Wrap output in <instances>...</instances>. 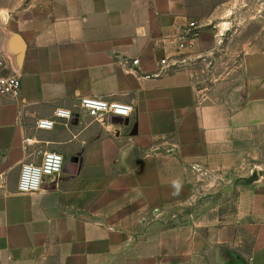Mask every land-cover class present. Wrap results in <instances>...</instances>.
<instances>
[{
	"label": "crops",
	"instance_id": "1",
	"mask_svg": "<svg viewBox=\"0 0 264 264\" xmlns=\"http://www.w3.org/2000/svg\"><path fill=\"white\" fill-rule=\"evenodd\" d=\"M17 5L0 42L22 81L19 97L0 94V264H264V187L242 191L247 217L192 215L233 146L264 129V31L241 0ZM87 96L131 105L129 124L94 121ZM53 149L66 159L58 183L19 192L22 162Z\"/></svg>",
	"mask_w": 264,
	"mask_h": 264
},
{
	"label": "rangeland",
	"instance_id": "2",
	"mask_svg": "<svg viewBox=\"0 0 264 264\" xmlns=\"http://www.w3.org/2000/svg\"><path fill=\"white\" fill-rule=\"evenodd\" d=\"M20 0H0V42L4 41V31L7 27V18L18 7L17 3ZM28 1V0H25ZM246 1V2H245ZM13 2V4H12ZM241 9H245L247 13H252L255 17L249 19V26L253 25L254 33L260 29L264 31V0H241ZM242 24V21H238ZM237 22V23H238ZM246 23L243 20V24ZM232 28L229 25L227 28ZM236 29V23H234ZM234 29V30H235ZM202 82V81H201ZM28 127L35 125L31 118L24 120ZM68 128V127H67ZM66 127L64 129H67ZM73 129V127H69ZM68 130V129H67ZM36 149H42L40 145L35 146ZM35 147L32 149L35 151ZM55 150V149H53ZM229 157L215 169L217 173H222L223 178L218 177L216 190L211 193H204L198 198L194 204L197 209L196 219L201 222L208 223L209 221L216 225H221L227 221H232L240 216L247 217L245 210L241 209V201L249 199L247 196L242 197V192L245 189L264 187L261 180L264 175V129L257 131L250 139L236 143L228 153ZM72 162L78 161L77 155L74 156ZM257 172L259 179L254 182H249L247 179L251 178ZM261 182V183H260ZM210 183V181H209ZM212 183V181H211ZM215 209V210H214ZM244 213V215H242ZM191 215V214H188ZM183 219V218H182ZM251 237L248 238L247 243L250 244Z\"/></svg>",
	"mask_w": 264,
	"mask_h": 264
},
{
	"label": "built area",
	"instance_id": "3",
	"mask_svg": "<svg viewBox=\"0 0 264 264\" xmlns=\"http://www.w3.org/2000/svg\"><path fill=\"white\" fill-rule=\"evenodd\" d=\"M188 36H195L193 31L197 29L195 22L189 24ZM137 63V60L134 61ZM165 64L166 60H162ZM6 66L0 61V94L17 98L22 92L21 77L16 74L5 72ZM86 114L101 125L113 124L111 116H119L124 119L130 118L134 108L131 105L117 102L106 97L87 96L83 97L80 104ZM75 112L70 109L59 108L55 111V117L66 120V125L71 124ZM54 119H38L36 126L40 129L54 128ZM66 165L65 156L58 151H45L40 160L24 161L20 167L17 189L21 193H36L44 190L47 185L57 184L64 174Z\"/></svg>",
	"mask_w": 264,
	"mask_h": 264
},
{
	"label": "water",
	"instance_id": "4",
	"mask_svg": "<svg viewBox=\"0 0 264 264\" xmlns=\"http://www.w3.org/2000/svg\"><path fill=\"white\" fill-rule=\"evenodd\" d=\"M17 51L20 52V54H23L24 52V45L23 44H19L17 47ZM110 122L111 123H115V124H129V120L128 119H124L122 117L119 116H111L110 117ZM72 124H78V116H75L72 121ZM137 133V128L135 127L134 130L132 131V134L135 135ZM259 179V175L257 172H254L253 176L251 178H248L247 180L249 182H254L257 181Z\"/></svg>",
	"mask_w": 264,
	"mask_h": 264
}]
</instances>
